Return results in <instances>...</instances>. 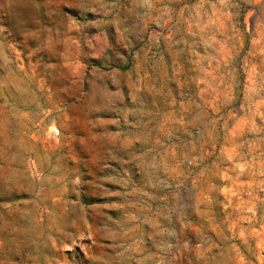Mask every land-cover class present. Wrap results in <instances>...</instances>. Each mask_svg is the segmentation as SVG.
Listing matches in <instances>:
<instances>
[{"label":"rangeland","instance_id":"374dc122","mask_svg":"<svg viewBox=\"0 0 264 264\" xmlns=\"http://www.w3.org/2000/svg\"><path fill=\"white\" fill-rule=\"evenodd\" d=\"M0 264H264V0H0Z\"/></svg>","mask_w":264,"mask_h":264}]
</instances>
